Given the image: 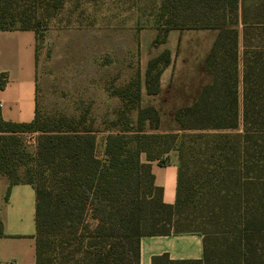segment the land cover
<instances>
[{"label":"trees","instance_id":"16d2710c","mask_svg":"<svg viewBox=\"0 0 264 264\" xmlns=\"http://www.w3.org/2000/svg\"><path fill=\"white\" fill-rule=\"evenodd\" d=\"M63 1L45 4L55 10ZM159 18L163 34L154 42L164 41L171 29L217 30L203 63L210 82L173 112L180 132L155 131L158 111L140 106L138 75L109 90L121 105L105 127L101 157L99 129L86 113L42 115L36 104L28 122L0 115V173L35 192V264H139L142 236L171 234H200L202 256L170 259L162 253L151 264H264V210L241 206L225 191L223 178L225 171H251L249 147L264 137V0H161ZM37 19L34 7L0 0V30L31 29L36 35ZM168 63V50L147 61L148 94L158 91ZM238 127L240 132H228ZM23 131L36 132L31 156L19 149ZM171 149L179 164L175 199L166 203L151 161L165 164ZM21 162L26 167L20 174ZM214 216L224 225L221 231L211 228Z\"/></svg>","mask_w":264,"mask_h":264},{"label":"rangeland","instance_id":"374dc122","mask_svg":"<svg viewBox=\"0 0 264 264\" xmlns=\"http://www.w3.org/2000/svg\"><path fill=\"white\" fill-rule=\"evenodd\" d=\"M262 1L247 0L249 4ZM17 2L34 7L38 18L36 89L39 114L77 116L86 113L93 126L99 129L96 154L101 157L103 134L100 132L114 118V111L103 109L101 84H116L119 78L118 83L124 85L132 77L138 75L140 78L144 41L150 39L156 29L152 38L155 47L160 42H154V39L163 34L159 18L161 0H64L55 10L48 7L45 0ZM240 27V23L234 26L238 31ZM176 30L182 32L183 37L196 39L197 31ZM174 52L168 50L169 63L163 69L182 78L192 71L197 80L202 79L199 61L188 62L179 50ZM128 116L135 121V108L129 110ZM228 132H240V127ZM18 138L20 151L33 155L36 132L23 131ZM257 144L248 150L251 171L245 168L236 170L235 174L225 171L223 178L227 179L225 191L240 201L241 206L264 210V137L258 139ZM25 167L26 163L19 164L20 174ZM210 221L215 231L224 228L216 216Z\"/></svg>","mask_w":264,"mask_h":264},{"label":"crops","instance_id":"0c3cea01","mask_svg":"<svg viewBox=\"0 0 264 264\" xmlns=\"http://www.w3.org/2000/svg\"><path fill=\"white\" fill-rule=\"evenodd\" d=\"M197 31L196 39L183 37L182 32L171 29L165 40L152 46V38L144 41L143 70L140 74V106H153L159 115L157 132H180V126L173 117V112L191 104L198 96L202 86L209 83L211 77L203 70V63L208 54L216 29H190ZM179 52L188 58V62L201 63L202 79L189 71L179 77L177 73L163 69L159 75L158 91L148 94L145 89V69L149 58L162 50ZM174 52V53H175ZM36 35L31 29L0 30V115L3 120L28 122L34 117L37 104L36 89ZM129 78V77H128ZM109 79V78H108ZM128 80V79H127ZM126 80V81H127ZM101 84L102 103L105 111H114L121 105V100L111 95L112 87L123 83ZM125 81V82H126ZM124 82V83H125ZM108 130L100 134L104 137ZM102 156V155H101ZM165 164L151 161L154 184L162 188V200L173 203L176 193L178 155L175 149L166 152ZM140 158L146 161L144 153ZM9 188L7 198H4ZM35 192L29 183L10 184L8 178L0 173V223L3 234L0 236V264H35ZM166 253L170 259H198L202 256V236L200 234H171L142 236L139 241V264H151L154 255Z\"/></svg>","mask_w":264,"mask_h":264}]
</instances>
